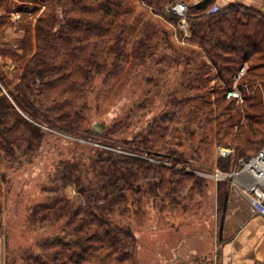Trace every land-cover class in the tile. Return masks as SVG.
Here are the masks:
<instances>
[{
    "label": "trees",
    "instance_id": "1",
    "mask_svg": "<svg viewBox=\"0 0 264 264\" xmlns=\"http://www.w3.org/2000/svg\"><path fill=\"white\" fill-rule=\"evenodd\" d=\"M16 1L21 6L44 5L46 9L33 30L31 22L24 25L28 21L25 16L38 9L27 14L15 6V12L23 15L17 30L24 31V37L15 48L0 50L3 56L9 54L23 62V73L15 84L0 75V167L4 162L13 167L19 151L24 157L35 158L48 134L44 128L91 139L82 134L93 132L86 128L93 111L90 99L109 94L131 57L133 67L143 66L144 60L157 61L174 72L180 65L185 67L184 85L190 96L173 102L170 110L152 120L146 134L124 141L131 145L127 150L137 156L115 150L126 151V147L116 146L125 138L126 123H117L107 132L112 142L102 141L106 137L96 131L101 146L113 151L93 147V170L86 168V163L61 162L49 180L55 188L48 191V202L37 205L28 217V226L34 231L53 229L68 217L64 230L41 243L40 253L29 256L28 264H135L128 248L134 241L132 232L114 226L108 218L120 211L129 197L134 198L137 213L143 208L146 195L136 183L141 178H156L161 198L170 204L175 202L173 194L189 193L194 198L204 188L195 175L175 166L155 167L147 157L164 156L182 163L180 150L198 133L201 146L215 141L217 148L233 149V155L218 162L219 170L231 172L240 159H248L264 147V19L234 7L213 13L216 6L209 3L192 6L189 0H140L177 30L180 19L170 9L177 3L186 4L190 37L178 30L179 37L197 52L176 49L167 30L153 28L135 43L132 55L125 0ZM32 48L33 53L23 61L21 54ZM246 62L248 71L239 83L244 90L243 103L237 104L227 99V94ZM196 152H202L200 147ZM70 183L79 187V196L90 200V206H70L60 193ZM227 190L222 193L219 185L223 209ZM101 199L106 200L104 206L97 204Z\"/></svg>",
    "mask_w": 264,
    "mask_h": 264
},
{
    "label": "rangeland",
    "instance_id": "2",
    "mask_svg": "<svg viewBox=\"0 0 264 264\" xmlns=\"http://www.w3.org/2000/svg\"><path fill=\"white\" fill-rule=\"evenodd\" d=\"M2 2H0V19L3 20L0 22V50L15 48L24 37V31L17 30L23 15L15 12V6L19 5L21 7L19 11L27 12V14L31 13L33 9H38L25 16L28 21L24 22V25L28 26V23L31 22L32 29L36 20L46 9L44 5H38V8H34L32 4L21 6L16 0H9L5 4ZM123 9L127 13L128 33L132 39V47L130 46L132 55L135 43L145 33L153 31V28L167 30L176 49L193 54L197 52L184 42L185 39L182 40L179 37V31L169 21L155 15L151 9L143 6L140 0H125ZM10 11L14 13L11 14ZM144 29H147L146 32H143ZM6 31L8 32L7 37L4 36ZM12 31H18L19 33H16L19 36H11ZM33 51L34 48L22 53L23 61L29 58ZM160 54L159 51L157 57ZM15 60L9 54L3 56L0 52V75L6 77L13 84L19 80L23 73V62ZM144 63L143 66L133 67L131 66L133 64L131 57L129 64L121 72L109 94L105 97H99L100 94L91 97L93 111L86 128L93 132L82 133L84 137L91 139L70 136L44 128L48 134L35 158L30 155L24 157L19 151L18 158L14 159L15 163H11L14 165L13 167L7 162H4V165L0 167V230L4 229L9 239L6 264H28L29 256H36L40 253L41 243L64 230L68 217L53 229L37 231L28 226V217L31 215V210L35 209L37 205L48 202L50 193L48 191L55 188L54 184L49 183V180L51 176L56 175V170L61 162H79L80 165L86 163L85 167L93 170L90 161L93 156L91 152L93 147L113 151L111 147L101 146L98 142L102 139L98 138L99 135L96 133L95 125L97 123L105 124L102 133L106 137L102 140L104 142L109 141L107 132L115 124L126 123L123 130L125 138L116 143L117 147L123 149L126 147V151L115 150L120 154L137 156L127 150L131 145L124 141H133L138 135L146 134L152 120L161 116L165 110H170L173 102L190 96L184 85V66H178L174 72L171 67L157 65V61L144 60ZM109 70H111L110 65ZM213 85L211 84V86ZM98 98L99 101L96 102ZM114 138L118 137L114 136ZM198 147H200L201 153L196 152ZM180 151L184 154V160L179 164L164 156L161 158L146 156L147 158H145L148 159L149 164L155 167L162 165L171 168L175 166V169L195 175L202 181L203 191L196 192L197 196L195 195L194 198L189 193L173 194L175 202L170 204L169 200L161 198L156 186L158 181L156 178H141L136 185L142 186L146 196L139 214L133 201L134 198L129 197L126 205L120 211H116L112 218H108L114 226L132 232L134 241L128 245V248L133 252L135 264H213L210 260L205 261L206 259L201 258V255L205 254L204 258L210 254L214 255L215 242L218 237L219 241L221 240L223 201L219 194L217 197L215 196V190L216 185L219 184L223 193L225 188H229L230 180L218 183L206 177L216 168L219 169L218 148L215 141L201 146L200 135L197 133ZM187 184L189 185L190 182ZM78 190L79 187L75 183H70L62 188L60 193L70 202V206L83 208L90 206V200L79 196ZM91 203L96 204L93 201ZM97 204L104 206L106 200L101 199ZM68 232L69 229L66 230V233ZM69 240L70 238L66 236V242ZM193 252H198V254H193ZM193 259L194 261H192Z\"/></svg>",
    "mask_w": 264,
    "mask_h": 264
},
{
    "label": "crops",
    "instance_id": "3",
    "mask_svg": "<svg viewBox=\"0 0 264 264\" xmlns=\"http://www.w3.org/2000/svg\"><path fill=\"white\" fill-rule=\"evenodd\" d=\"M205 3L211 4L210 7L217 6L222 12L234 7L245 14L264 19V0H189L192 6ZM16 32L12 31L11 36H19V32ZM7 34L6 31L4 36L7 37ZM244 66L247 74L249 64L246 62L242 67ZM255 183V178L249 173L239 174L229 181L224 225L222 228L219 226L221 240L218 237L215 242L214 255L208 254L206 258L203 256L205 254L201 255L205 261L210 260L213 264H264V220L252 214L248 194L249 188ZM218 188L219 184L216 185V197ZM8 240L6 231L0 230V264L7 263ZM196 253L198 254L193 252Z\"/></svg>",
    "mask_w": 264,
    "mask_h": 264
},
{
    "label": "built area",
    "instance_id": "4",
    "mask_svg": "<svg viewBox=\"0 0 264 264\" xmlns=\"http://www.w3.org/2000/svg\"><path fill=\"white\" fill-rule=\"evenodd\" d=\"M218 10L219 8L216 6L213 9V13L217 12ZM170 13L180 19L178 30L184 34L185 38L190 37L187 22L188 6L183 3H177L170 9ZM245 67L246 66L242 67L238 74L235 75L234 87L227 94V99H233L237 102V104L243 103L244 90L239 88V83L246 74ZM233 154V149L228 147H219L217 151V158L225 159ZM242 173H249L256 180V183L250 187L248 191L250 198V210L252 214L264 220V147L254 156L248 159H240L237 167L233 171L223 172L219 169H216L213 173L206 175V177L221 183L229 181Z\"/></svg>",
    "mask_w": 264,
    "mask_h": 264
},
{
    "label": "water",
    "instance_id": "5",
    "mask_svg": "<svg viewBox=\"0 0 264 264\" xmlns=\"http://www.w3.org/2000/svg\"><path fill=\"white\" fill-rule=\"evenodd\" d=\"M95 129H96V131H97L98 134H102V133L104 132V129H105V124H104V123H97V124L95 125ZM227 200H228V199H226V202H225V208L223 209V210H224V211H223L224 214L226 213V204H227ZM224 214H223V217H222V225H221V228H222V226L224 225V220H225V216H224Z\"/></svg>",
    "mask_w": 264,
    "mask_h": 264
}]
</instances>
